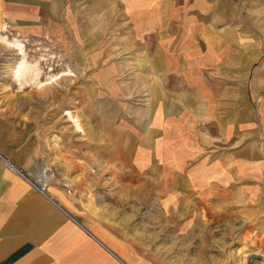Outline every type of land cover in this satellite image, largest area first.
I'll list each match as a JSON object with an SVG mask.
<instances>
[{"label":"crops","instance_id":"obj_1","mask_svg":"<svg viewBox=\"0 0 264 264\" xmlns=\"http://www.w3.org/2000/svg\"><path fill=\"white\" fill-rule=\"evenodd\" d=\"M88 1L111 25L82 39L116 57L93 82L117 106L102 134L115 136L118 163L161 164L170 182L215 199L263 200L264 0ZM39 156L25 122L0 113V264H152L121 210L76 213L58 180L33 189L17 170L34 172Z\"/></svg>","mask_w":264,"mask_h":264},{"label":"rangeland","instance_id":"obj_2","mask_svg":"<svg viewBox=\"0 0 264 264\" xmlns=\"http://www.w3.org/2000/svg\"><path fill=\"white\" fill-rule=\"evenodd\" d=\"M99 19L88 0H0V113L25 122L40 149L26 173L45 169V189L58 180L76 213L121 210L124 235L152 264H264V199H215L165 179L161 164L118 163L115 136L102 134L117 106L93 82L116 57L98 55L99 39H82L110 31ZM137 83L134 99L143 102L145 83Z\"/></svg>","mask_w":264,"mask_h":264},{"label":"built area","instance_id":"obj_3","mask_svg":"<svg viewBox=\"0 0 264 264\" xmlns=\"http://www.w3.org/2000/svg\"><path fill=\"white\" fill-rule=\"evenodd\" d=\"M19 173H21V175L23 176V178L25 179V181L32 186L36 191L44 194V190L45 187L48 184L49 181V177L46 174V170L45 169H40L39 173L35 176L32 175L31 173H26V172H21L19 170H17ZM67 191L70 192L71 190L69 188H67Z\"/></svg>","mask_w":264,"mask_h":264},{"label":"bare ground","instance_id":"obj_4","mask_svg":"<svg viewBox=\"0 0 264 264\" xmlns=\"http://www.w3.org/2000/svg\"><path fill=\"white\" fill-rule=\"evenodd\" d=\"M24 58V57H23ZM22 58V60L15 66V69H16V73L17 72H19V71H21L22 69H23V67H24V65L25 64H23V61H24V59ZM36 72V77L38 76V73H39V71L38 70H36L35 71ZM40 74V73H39ZM34 77H35V75H34ZM36 79V78H35ZM19 170V169H18ZM20 171V170H19ZM23 171V170H22Z\"/></svg>","mask_w":264,"mask_h":264}]
</instances>
